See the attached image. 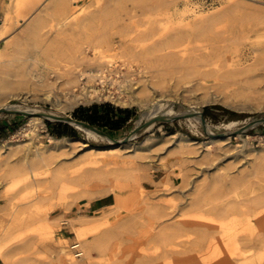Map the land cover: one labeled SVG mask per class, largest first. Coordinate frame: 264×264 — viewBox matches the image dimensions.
I'll list each match as a JSON object with an SVG mask.
<instances>
[{"label":"rangeland","instance_id":"374dc122","mask_svg":"<svg viewBox=\"0 0 264 264\" xmlns=\"http://www.w3.org/2000/svg\"><path fill=\"white\" fill-rule=\"evenodd\" d=\"M18 1L0 0V60L8 61L4 65L0 62L1 108L17 104L71 117L77 109L94 104L109 103L131 110L132 120L114 134L113 141L131 134L143 114L152 112L158 104L173 103L174 110H179L183 104L191 101L197 105L204 102L206 94L217 92L231 91L227 104L220 101L198 104L197 108L200 113L202 109L205 121L217 134L231 122H238L239 128L247 119H264L263 108L248 109L256 101L249 91L233 83L238 79L235 76L221 84L210 79L208 89L185 95L191 85V89L198 86L199 78L193 76L188 89L181 84V90H170L165 97L157 89V73V78L146 75L142 82L138 75L129 88L109 84L100 99L70 107L73 97L61 96L55 105L44 99L47 88L33 81L2 89L1 75L6 69L11 74L8 80H15L12 75L31 64L27 59L36 54L34 45L13 41L26 25L40 17L47 21L45 30L50 40L78 31H100L118 40L123 34L158 30L173 22L174 29L193 34L191 47L218 49L220 64L226 67L236 47L250 42L247 47L257 51V46L250 47L257 42V35L239 42L233 39L264 19V0H66L68 10L62 14L59 6L54 7L57 0H24L19 10ZM7 13L14 17L12 24L20 13L29 15L6 33L2 25ZM201 29L206 34L197 35ZM86 55L88 59L97 58L92 48ZM254 55L242 62L244 66L254 62ZM88 59L80 62L82 67L87 66ZM136 96L142 99L143 108L130 104ZM48 121L37 127L30 140L24 135L31 126L29 116L0 113V125L9 123L13 127L0 139V144L11 139L0 157V229L6 231V258H0V264H63L61 244L71 250L78 264H188L197 259L213 264L227 257L234 259V264H264V247L253 248L244 240L247 235L264 233V204L252 203L264 195V124L248 129L240 138L232 136L230 145L213 144L206 150L203 143L210 141L211 135L185 115L156 124L145 134L141 131L122 145L87 140L80 133L71 138L80 141L64 138L63 150L53 151V136L46 130ZM170 133L181 135L184 141L180 145L167 143L164 140ZM31 179L36 180L37 188L24 183ZM161 179H167L168 186L154 182ZM140 185L143 193L138 192ZM6 191L14 199L15 219L8 200L1 196ZM103 198L107 199L105 209L90 208L91 203ZM246 256L248 261L243 259Z\"/></svg>","mask_w":264,"mask_h":264},{"label":"bare ground","instance_id":"6f19581e","mask_svg":"<svg viewBox=\"0 0 264 264\" xmlns=\"http://www.w3.org/2000/svg\"><path fill=\"white\" fill-rule=\"evenodd\" d=\"M16 6L19 10L24 6V0L18 1ZM56 6L60 7V14L68 10V3L66 0H57L54 7ZM105 14L106 13H102V15ZM28 15L29 13H20L14 19L15 23L12 24V20L14 17H10L7 13L5 21L2 25L6 29V33L14 28L15 25L18 26L23 23ZM263 20L264 19L257 20L247 29L242 30V32L240 31L241 33L238 34V37L236 39H233V41L239 42L240 40L249 39L252 35H257V42L251 43L250 45V47L257 46V51H251V49L247 47L250 42L245 43L241 47L238 46L235 50V56L232 57L231 60L229 59L226 67H223V65L220 64L221 54L218 49L210 48L208 46L191 47L190 45L193 34L190 32L174 29L173 22L166 23L164 26L158 27V30H156V28H153V30L151 31H145L141 33L123 35L119 34L120 36L118 40L114 38L115 36H107L105 33H102L100 31H97L96 33L78 31L65 34L62 37L57 35L55 36L54 40H50L49 34L45 30L47 27V21L43 17H40L36 21L26 25L24 30L19 32L17 38H15V40L13 41L18 45H22L26 42H30L34 45L37 50L36 54L33 56H29V58L27 59L28 61H31V64L28 65L27 69L23 68L16 74L12 75L15 80H8L11 74L8 73L6 69H2V89L10 88V86L12 85H26V83L28 84L33 81L34 85L36 83L47 88H45L46 93H43V95H45V100L56 103L55 105H57V103L60 101L61 96H69L73 97L72 103L69 106L74 107L84 101H87L88 103L90 100H93L95 98L100 99L101 94L104 95L103 89L105 90L107 85L109 84L110 86L119 85L121 87L129 88V86H132V83L136 80L138 75L139 77L141 75L140 82H142V80L146 78V75H149V77L151 76L152 79H154L156 77L155 73H157V89L160 88L162 90L159 91L162 93L160 94V96H164L165 93L169 92L170 90H175L179 87L181 88V84L186 85L185 87H183V89H188L189 87L187 86L193 84V81L190 79L193 76L199 78L198 83L196 82L198 86L196 87L194 85L196 88H194L193 86L194 89H191V85V88L184 92L186 93L185 95L194 93L195 91L201 89H208V83L210 82V79H214V81H216V84H221L226 83L228 79L235 76V78L238 79H236L233 83L238 86L240 85L241 89L249 91V96L253 98L254 101H256V105H253L248 109H264ZM66 21L67 18L65 20V24L67 23ZM62 24L63 23H61L60 25ZM204 34H206L205 30L201 29L199 31V34L197 35L201 36ZM197 35L194 34V36L196 37ZM90 48L95 51L97 57L96 59L87 58L86 54ZM252 53H255L253 57L254 62L252 64L244 66V63L242 62H244V60L245 62H247L250 56H252ZM85 59H88L89 63L87 64V66L82 67V64L80 62ZM0 62L2 63V65H4L8 61L0 60ZM225 68L226 70H224ZM84 81L86 82L84 83ZM145 86L148 87V85L146 84ZM148 88L150 89V87ZM142 92H144V90ZM229 92L231 93V91H228L227 93ZM227 93L217 92L209 96L208 94H206L203 99L204 102H197L196 105L190 101V103H187V105H181L179 110H174L173 103H161L158 105L155 104L156 106L154 107L153 111L143 114V116L137 122L136 127L131 131V139L138 134L135 132L136 129H140L144 125L146 126H144L142 132H144L145 134L146 132H149L156 124L173 122L175 119H179L180 117L186 115L187 117H189V119L195 122L196 125L201 127L205 133L207 132L208 134H211L212 139L203 143V146L206 147V150L212 148L213 144L219 147L230 145L232 144L233 133L242 130L237 134L238 138L242 137V134L246 132L245 130H243L244 127L250 124H258V120L247 119L246 121L242 122L243 125L239 128L238 122H231L223 126V133L217 134L216 132H214L213 127L209 123H207L205 120L203 121L202 115L197 109L198 104H203L204 106L205 103L210 104L220 101L227 104V99L230 98V95H228ZM156 95H158V93ZM141 96L143 95L141 94ZM13 97H16V95H13ZM137 97L138 96H136V98H133L130 104L134 106L139 105L143 108L144 106L141 101L142 99L140 98L141 100H139ZM183 97L185 96L183 95ZM147 99H149V97ZM152 99H154V97ZM144 101L146 100L144 99ZM69 102L66 104H69ZM187 102H189V100ZM122 104L123 103H121V105ZM147 107L148 106H146L145 108ZM0 109H6L14 113L19 112L22 115L30 117L31 126L27 127L24 130L25 137H28L30 140L32 139L37 127L41 124L43 125L44 120L46 119L52 122H63L71 125L80 133H82L87 140L93 139L108 141L111 145L114 146L127 143L123 139L113 141L112 139L94 131L93 129L80 125L79 123H77V120L72 118L71 116L61 115L57 112L39 109H26L17 104H13L9 107H0ZM63 139L64 138L50 137V143L52 144L50 149H52L53 151L63 150V145L61 144ZM71 140L80 141L81 139L78 138ZM10 141L11 139H7L5 142L6 144H0V157L3 155L4 148L9 145L7 143H9ZM164 141H166L167 143L175 142L177 145H180L182 141H184V137L182 138L181 135L176 133H170L166 134V140ZM41 145L45 146L44 143H41ZM154 182L158 186H168L169 184L167 179H161ZM24 183H30L35 185L36 188L38 187L35 179H31V181L28 180ZM143 191H145V189L140 185L138 187V192L143 193ZM1 196L2 198L8 200L9 205L12 209L11 216L13 217V219H15V215L17 214L16 210H14L13 208L14 199L11 197L12 195H10L6 191ZM252 203L256 205L264 204V195L260 196L258 199L253 200ZM101 208L105 209V207L103 206ZM97 213H102L101 218H105V214L103 212H100L98 210ZM17 220L19 221V217L17 218ZM249 223H252V220H249ZM0 233L2 236L0 238V258L5 259V252L3 249V237L6 234L5 229H0ZM244 240L249 242L253 248L264 247V233L258 234L257 236H253L252 234L247 235L244 237ZM78 246L80 245H77L73 248H76ZM70 252L71 250H69V248L67 249V246L63 244L60 245L59 253L61 262L63 264H78L74 256ZM243 259L248 261L249 257L246 256ZM25 262L24 264L27 263ZM234 262H236L234 261V259H232L231 257H227L217 259L213 264H234ZM203 263H205L203 260L197 259L193 263L190 262L188 264Z\"/></svg>","mask_w":264,"mask_h":264},{"label":"trees","instance_id":"16d2710c","mask_svg":"<svg viewBox=\"0 0 264 264\" xmlns=\"http://www.w3.org/2000/svg\"><path fill=\"white\" fill-rule=\"evenodd\" d=\"M224 110V109H222ZM88 112L87 116L80 115V113ZM230 114L229 111H225ZM202 113V109H201ZM132 111L129 109H122L114 107L109 103L105 104H94L90 107H81L74 111V118L82 121H87L91 125H96L100 128L108 126L112 130H120L124 127L126 122L132 118ZM48 126L52 125V122L48 121ZM63 134L57 135L58 138H62Z\"/></svg>","mask_w":264,"mask_h":264},{"label":"crops","instance_id":"0c3cea01","mask_svg":"<svg viewBox=\"0 0 264 264\" xmlns=\"http://www.w3.org/2000/svg\"><path fill=\"white\" fill-rule=\"evenodd\" d=\"M87 114H88V112L82 113V114L80 113V115H85V116H87ZM72 117L74 118L73 115H72ZM74 119H76V118H74ZM76 120L82 121V120H78V119H76ZM131 120H132V118L130 120H128V122H126V124H128ZM82 122H85V123L91 125L87 121H82ZM91 126L100 129L101 131H103L109 137H111L113 139H114V134L120 132L123 129V128H121L120 130H112L108 126H105L104 128H100L96 125H91ZM12 130H13V127L9 123H3L2 125H0V139H2L3 137H6V135L11 133ZM46 130H47V134L50 136L57 137V135L63 134L65 136H63L62 138H69V139L76 138L78 136V134H80V132L77 129H75L71 125H69L67 123H63V122L52 123V125H50V126H48V124H47ZM106 203H107V199L103 198V199H100L98 201L91 203L90 208L97 210V209L101 208L103 205H106Z\"/></svg>","mask_w":264,"mask_h":264},{"label":"water","instance_id":"95a60500","mask_svg":"<svg viewBox=\"0 0 264 264\" xmlns=\"http://www.w3.org/2000/svg\"><path fill=\"white\" fill-rule=\"evenodd\" d=\"M0 113H5V114H13V115H22L21 113H19V112H12V111H9V110H6V109H0ZM180 119V118H179ZM202 119H203V121L205 120V118H204V115H203V112H202ZM177 120V119H176ZM77 123H79L80 125H82V126H84V127H87V128H90V129H93L94 131H96V132H98V133H100V134H103V135H105V136H107L108 138H110V139H113V138H111V137H109L106 133H104L103 131H101L100 129H98V128H95V127H93V126H91V125H89V124H87V123H85V122H82V121H77ZM264 124V119L263 120H261L258 124H255V125H246L245 127H244V129L243 130H245V131H247L248 129H250V128H253V127H255V126H258V125H263ZM144 126H146V125H144ZM144 126L142 127V128H140V129H136V133H139V132H141L143 129H144ZM239 130V129H238ZM242 131V130H241ZM241 131H237V132H235V133H233L232 134V136H235V135H237L239 132H241ZM211 135V134H210ZM124 141H126V142H128V141H130L131 140V134H129L128 136H126L124 139H123Z\"/></svg>","mask_w":264,"mask_h":264}]
</instances>
